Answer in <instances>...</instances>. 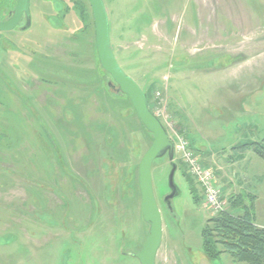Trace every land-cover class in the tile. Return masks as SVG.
<instances>
[{"label":"rangeland","instance_id":"374dc122","mask_svg":"<svg viewBox=\"0 0 264 264\" xmlns=\"http://www.w3.org/2000/svg\"><path fill=\"white\" fill-rule=\"evenodd\" d=\"M102 1L118 64L149 85L148 106L170 137L182 122L203 165L215 160L225 210L224 187L239 191L252 157L262 171L250 178L253 212L263 218L264 160L231 147L264 138V0ZM31 10L27 29L0 31V264H140L131 255L148 236L138 167L153 136L107 86L88 0H32ZM174 161L173 212L170 161L151 165L162 218L155 264H233L205 258L201 230L217 212Z\"/></svg>","mask_w":264,"mask_h":264},{"label":"water","instance_id":"95a60500","mask_svg":"<svg viewBox=\"0 0 264 264\" xmlns=\"http://www.w3.org/2000/svg\"><path fill=\"white\" fill-rule=\"evenodd\" d=\"M88 2L93 15L97 58L101 68L111 77L107 86L128 97L141 124L153 135V142L138 167L140 213L142 220L148 225V236L142 248L131 255L137 258L140 264H155L156 253L162 239V218L152 189L151 165L154 159L164 155H167L170 161L171 170L168 175L170 192L165 197V204L171 211V201L180 194V189L174 180L177 164L174 161L173 143L161 121L150 110L146 92L122 70L114 56L109 38L107 11L103 1L88 0ZM23 13L26 16V25L23 29L28 28L31 23L29 1L17 0L13 15L6 21H0V31L14 29Z\"/></svg>","mask_w":264,"mask_h":264},{"label":"trees","instance_id":"16d2710c","mask_svg":"<svg viewBox=\"0 0 264 264\" xmlns=\"http://www.w3.org/2000/svg\"><path fill=\"white\" fill-rule=\"evenodd\" d=\"M68 9L69 6L65 4L62 11H68ZM99 67L103 70L100 64ZM144 90L148 95L149 85ZM119 95L126 97L121 93ZM140 125L147 131L142 124ZM151 136L153 135L151 134ZM233 150L239 152L252 151L264 160V138L259 141L239 144L233 147ZM176 164L178 167L179 164L177 162ZM254 198V195L246 193L233 195L229 198L228 210L224 208L214 213L205 222L201 230V249L206 259L213 261L222 254H228L233 259V264H264V227L255 224L252 206L244 207L247 199H250L251 204ZM196 199L198 198H194L195 204ZM239 209L243 213H238L237 210Z\"/></svg>","mask_w":264,"mask_h":264},{"label":"built area","instance_id":"2783aa9c","mask_svg":"<svg viewBox=\"0 0 264 264\" xmlns=\"http://www.w3.org/2000/svg\"><path fill=\"white\" fill-rule=\"evenodd\" d=\"M168 124L171 125L169 122ZM172 139L175 153L182 158L189 173L202 188L206 203L216 212L224 209L225 201L222 199L221 191L215 183L214 170L203 165L183 136L174 132Z\"/></svg>","mask_w":264,"mask_h":264},{"label":"crops","instance_id":"0c3cea01","mask_svg":"<svg viewBox=\"0 0 264 264\" xmlns=\"http://www.w3.org/2000/svg\"><path fill=\"white\" fill-rule=\"evenodd\" d=\"M243 92L244 91H242V94H243ZM235 93V92H234ZM241 93H240V95H238V96H241L242 95ZM236 108L238 109V108H240V105L239 104H236ZM233 109V108H232ZM175 117H177V120L180 122V120L181 119H183L182 118V114L181 113H177L176 114V116ZM186 125V124H185ZM178 129L181 131V134H183L186 138H187V135H186V132L190 129V128H188L187 126H184L183 124H182V122H180L179 124H178ZM187 140H188V138H187ZM188 143H189V146L198 154V151L196 150V149H194L193 147H192V145H191V142L188 140ZM235 146H237V145H235ZM235 146H232L231 148H233V147H235ZM206 149V148H205ZM205 152L207 151V150H204ZM245 152H249V151H245ZM241 153H243V152H241ZM199 155V154H198ZM251 159H252V157L251 156H249L248 158H247V162H246V169H245V172H246V174H245V179H246V181L244 182V183H236V182H234V183H236L239 187V191H237V189H231V188H226V187H224V190L226 189V191H225V193H227L230 197L231 196H233V195H237V194H239V193H246V194H250V195H254L255 196V198L251 201V204H250V199H247L246 201H245V204H244V207L245 206H247V207H249V205H251L252 206V212H253V209L255 210V205L257 204V195H255L254 193H253V191H254V189H255V182H252V181H250V178H251V176H252V178H255L258 174H260V172H262L261 170H259V172L257 173V171L256 170H258V169H254V167L253 166H251L250 165V161H251ZM208 162H210V164H211V166L213 167H215L216 169H218V167L215 165V160L214 159H212L211 157H209V160H208ZM204 163V162H203ZM206 163V162H205ZM232 163H234V162H232ZM210 164H208V163H206V165H210ZM219 168H221V167H219ZM244 171V170H243ZM235 177V174H233V176H231V178L233 179ZM229 178V177H228ZM234 180V179H233ZM233 181H226V183H224V184H228L230 187H232L233 185V183H232ZM263 192H264V189H263ZM260 208L262 209L261 211H264V201H262V204L260 205ZM244 209V208H243ZM237 212L238 213H243V211H241L240 209L239 210H237ZM253 216H254V222H255V224L257 225V226H260V227H264V212H263V218H259L258 219V217L255 215V212H253Z\"/></svg>","mask_w":264,"mask_h":264},{"label":"flooded vegetation","instance_id":"af4514ba","mask_svg":"<svg viewBox=\"0 0 264 264\" xmlns=\"http://www.w3.org/2000/svg\"><path fill=\"white\" fill-rule=\"evenodd\" d=\"M28 1H29L30 17L32 19V13H31V11H32L31 10V1L32 0H28ZM16 3H17V0H6V4L3 5V7H0V21H6L13 15ZM60 8H62V7H60ZM25 25H26V16H25V13H23L22 16L20 17L18 24L16 25V27L14 29L25 30V29H23V27ZM171 203H172V201H171ZM171 211H173V209Z\"/></svg>","mask_w":264,"mask_h":264}]
</instances>
